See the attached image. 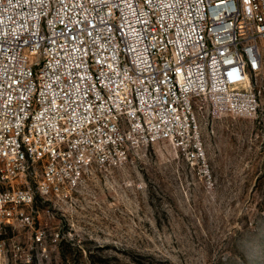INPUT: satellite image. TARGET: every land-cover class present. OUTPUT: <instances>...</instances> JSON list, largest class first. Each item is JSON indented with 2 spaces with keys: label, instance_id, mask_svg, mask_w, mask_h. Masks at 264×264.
<instances>
[{
  "label": "built area",
  "instance_id": "built-area-1",
  "mask_svg": "<svg viewBox=\"0 0 264 264\" xmlns=\"http://www.w3.org/2000/svg\"><path fill=\"white\" fill-rule=\"evenodd\" d=\"M263 68L264 0H0V236L131 148L207 166L200 103L256 115Z\"/></svg>",
  "mask_w": 264,
  "mask_h": 264
},
{
  "label": "rangeland",
  "instance_id": "rangeland-1",
  "mask_svg": "<svg viewBox=\"0 0 264 264\" xmlns=\"http://www.w3.org/2000/svg\"><path fill=\"white\" fill-rule=\"evenodd\" d=\"M254 85V116L200 103L207 166L170 142L131 148L76 199L25 207L0 264H264V68Z\"/></svg>",
  "mask_w": 264,
  "mask_h": 264
}]
</instances>
